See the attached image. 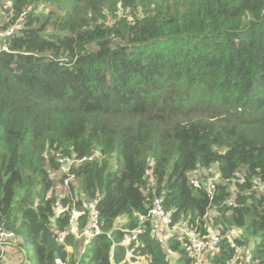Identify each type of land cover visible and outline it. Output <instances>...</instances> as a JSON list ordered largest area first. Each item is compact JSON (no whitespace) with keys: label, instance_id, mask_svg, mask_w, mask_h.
Masks as SVG:
<instances>
[{"label":"trees","instance_id":"trees-1","mask_svg":"<svg viewBox=\"0 0 264 264\" xmlns=\"http://www.w3.org/2000/svg\"><path fill=\"white\" fill-rule=\"evenodd\" d=\"M10 25L0 47V224L36 264H201L176 235L164 246L151 232L153 194L170 225L220 236L204 264H226L249 238L247 256L264 264V193L251 189L264 180V0H0V32ZM95 149L71 170L78 228L85 203L100 227L76 254L65 249L72 234L58 242L51 230L67 228L71 206L56 153ZM213 166L222 182L210 198L189 176ZM237 171L245 181L232 193Z\"/></svg>","mask_w":264,"mask_h":264},{"label":"built area","instance_id":"built-area-1","mask_svg":"<svg viewBox=\"0 0 264 264\" xmlns=\"http://www.w3.org/2000/svg\"><path fill=\"white\" fill-rule=\"evenodd\" d=\"M15 29L16 26L10 25L8 29L1 30V49H7L6 45L3 43L4 38L12 34ZM98 154L99 151L96 149L93 150L92 153L82 156L65 155L59 152L56 153V161L58 163L59 172L64 174L62 186L65 189V195L69 192V197L71 198V206L67 212V228L62 230L56 229L55 227L51 228L53 236L58 242L63 241L66 235L70 233L73 235L75 240H81L82 244L84 245L87 244L90 239H92L100 231L98 223V211L92 203H85V206H88L86 212V222L81 228H78V219L80 213L75 206L77 204L76 199H74L70 193V185L75 184L74 174L71 171L73 167L78 166L82 162L92 160ZM146 173H150V170H146ZM244 181L245 178L243 172H235L234 177L231 179L232 186L230 190L232 193L235 190L233 185L236 182L242 183ZM220 182H222V180L217 168H214V170L210 173H201L199 171L191 172L189 176V184L193 187L204 188L210 198L214 196L216 185ZM251 189L257 194L264 193V180L261 177H254L251 182ZM147 200L149 201V209L147 211L146 218L148 219L151 232L158 241L163 242L162 240H164L165 237L168 238L172 235H176L178 239L182 240L186 244L190 255L194 259V262L201 264H204L203 260L205 256L213 254L218 249L220 236L217 233L210 231L206 235H201L197 229L198 227L196 226H189L185 223H175L170 225L171 211L163 207L161 198L156 194H153L151 197H147ZM225 202L228 205H233L235 202L233 194L227 197ZM205 215L206 213L204 216ZM139 219L143 220L144 218L140 216ZM138 231L139 230L137 229L133 231L132 234H135ZM20 240V236L17 235L13 230L7 228L2 223L0 224V262L4 260L3 257L6 256L5 254L7 252H9L11 249H15L14 246ZM124 241L125 243H128L130 241V237H125ZM71 247V245L65 244V249L69 252L71 251ZM17 251L20 263L29 264V260L26 259L24 255L25 250L21 248L20 245L18 246ZM242 252V247L235 245L233 258L226 264H257L256 261L250 260L248 256H243Z\"/></svg>","mask_w":264,"mask_h":264},{"label":"rangeland","instance_id":"rangeland-1","mask_svg":"<svg viewBox=\"0 0 264 264\" xmlns=\"http://www.w3.org/2000/svg\"><path fill=\"white\" fill-rule=\"evenodd\" d=\"M76 198H78V196L76 197ZM123 220V218L121 217V218H119L118 220H117V222L116 223H119L120 221H122ZM21 236V235H20ZM22 237V236H21ZM21 237H20V239H21ZM21 241V240H20ZM19 241V242H20ZM253 241H254V238L253 239H250L249 238V240H248V244H246V245H244V246H241L242 247V254H243V256L244 255H246L247 256V254H248V252H249V250L252 248V246H253ZM19 242L14 246L15 247V249L16 250H18V246L20 245L19 244ZM21 243V242H20ZM251 246V247H250ZM15 249H11L9 252H7L5 255V257H3V261H1L0 262V264H14V262L13 261H11V263L9 262V259H10V256H11V253H13V252H15ZM11 251H13V252H11ZM13 255H14V253H13ZM18 255V254H17ZM24 255H25V257H26V259H28L29 261V264H36L35 263V259H34V256L31 254V252H30V247L29 246H26V251H24ZM14 258V260H15V256L13 257ZM12 259V258H11ZM138 260H140L141 262H145V260H146V258L145 257H142V256H140V257H138L137 258ZM6 261L8 262V263H6ZM15 262H16V260H15ZM17 262H19V258L17 259ZM17 262L15 263V264H17Z\"/></svg>","mask_w":264,"mask_h":264},{"label":"crops","instance_id":"crops-1","mask_svg":"<svg viewBox=\"0 0 264 264\" xmlns=\"http://www.w3.org/2000/svg\"><path fill=\"white\" fill-rule=\"evenodd\" d=\"M213 168H216V166H213ZM123 222H124V219L122 220ZM166 240H167V238L165 237V239L164 240H162L163 242V245L165 246V244H166ZM83 249V244H82V241L81 240H75V246H73V247H71V251L70 252H72V251H75L76 252V254H78V253H80L81 252V250ZM11 252H13V251H11ZM13 253H14V255H13ZM13 253H11V256H10V259H9V262L11 263V261H13L14 262V264L17 262V259L19 258V256L17 255L18 254V251L17 250H15V252H13ZM15 256V260H16V262H15V260H14V257ZM177 257V254L176 253H174V252H171V251H168V258L171 260V263H173L174 262V259ZM12 258V259H11ZM6 263H8L7 261H6ZM138 263L139 264H146V262H141L140 260H138ZM17 264H21L20 263V260H19V262H17Z\"/></svg>","mask_w":264,"mask_h":264},{"label":"water","instance_id":"water-1","mask_svg":"<svg viewBox=\"0 0 264 264\" xmlns=\"http://www.w3.org/2000/svg\"><path fill=\"white\" fill-rule=\"evenodd\" d=\"M161 244L163 245V243L161 242Z\"/></svg>","mask_w":264,"mask_h":264},{"label":"clouds","instance_id":"clouds-1","mask_svg":"<svg viewBox=\"0 0 264 264\" xmlns=\"http://www.w3.org/2000/svg\"><path fill=\"white\" fill-rule=\"evenodd\" d=\"M161 243V241H159Z\"/></svg>","mask_w":264,"mask_h":264}]
</instances>
